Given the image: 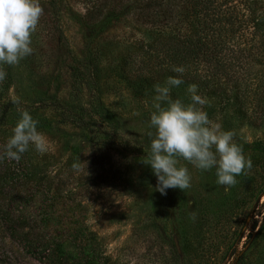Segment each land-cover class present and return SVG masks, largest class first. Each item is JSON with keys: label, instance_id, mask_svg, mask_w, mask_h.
I'll list each match as a JSON object with an SVG mask.
<instances>
[{"label": "rangeland", "instance_id": "rangeland-1", "mask_svg": "<svg viewBox=\"0 0 264 264\" xmlns=\"http://www.w3.org/2000/svg\"><path fill=\"white\" fill-rule=\"evenodd\" d=\"M124 1L40 0L33 53L4 65L0 145L27 110L48 146L40 153L30 145L19 162H0V264H52L44 257L53 242L77 264H264V60H229L231 71L247 66L234 75L240 102L200 87L196 93L209 120L234 132L251 169L226 189L215 167L202 171L181 159L191 187L161 195L147 164L148 132L154 85L168 77L143 48L168 27L159 18L152 28L136 10L101 30L89 27ZM188 1L172 7L186 9ZM239 1L264 15V0ZM189 85L172 86V99L191 103ZM11 215L25 221L23 231L33 219L48 221L25 236L5 222Z\"/></svg>", "mask_w": 264, "mask_h": 264}, {"label": "clouds", "instance_id": "clouds-1", "mask_svg": "<svg viewBox=\"0 0 264 264\" xmlns=\"http://www.w3.org/2000/svg\"><path fill=\"white\" fill-rule=\"evenodd\" d=\"M44 9L40 0H0V82L6 78L4 65L16 66L33 53L32 34L36 31ZM183 74L182 66L173 67ZM183 83L180 78L168 77L165 84L154 85L153 108L150 114L151 138L147 164L157 179L155 191L166 195L168 189L185 190L191 187V175L180 160L202 171L216 168L217 183L230 188L236 177L251 169L242 146L236 142L234 132L223 130L222 125L209 120L202 107L206 100L197 95L196 84L188 87L191 103L172 99V86ZM14 102H19L14 101ZM199 105V106H198ZM38 121L25 110L4 145H0V162L5 158L19 162L30 145L40 153L47 151V138L37 130ZM73 168H79L78 163ZM195 219V213L191 214Z\"/></svg>", "mask_w": 264, "mask_h": 264}, {"label": "trees", "instance_id": "trees-1", "mask_svg": "<svg viewBox=\"0 0 264 264\" xmlns=\"http://www.w3.org/2000/svg\"><path fill=\"white\" fill-rule=\"evenodd\" d=\"M188 4L186 9L175 10L173 0H126L117 8L105 11L89 27L101 30L131 15L133 10L152 28H158V19L162 18L168 30L151 35L143 53L156 57L163 64L162 73L167 77L182 79L180 85L196 84L205 93L219 94L220 100L231 97L240 102L234 90L239 86L238 71L245 70L247 66L242 64V69H239L241 66L237 64L238 70L231 71L229 60L246 57H254V61L264 60V15L255 13L253 2L189 0ZM248 25L252 26L250 31L245 29ZM222 58L228 63H221L219 60ZM179 66L186 69L182 75L172 70ZM6 104L2 107L0 120L7 111ZM115 162L118 165L115 170H121L120 161ZM6 219L4 221L11 228L23 231L26 227L20 217L11 215ZM47 221L33 219L34 225L23 234L36 236ZM79 232L76 229L72 236H78ZM44 258L52 264H77L76 256L54 242Z\"/></svg>", "mask_w": 264, "mask_h": 264}]
</instances>
